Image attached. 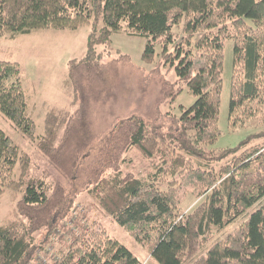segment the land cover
<instances>
[{"label":"trees","instance_id":"obj_1","mask_svg":"<svg viewBox=\"0 0 264 264\" xmlns=\"http://www.w3.org/2000/svg\"><path fill=\"white\" fill-rule=\"evenodd\" d=\"M86 25H93L87 51L69 60L64 80L66 91L78 102L75 112L61 117L52 110L45 132L38 135L21 64L11 60H0V112L18 130L38 138L40 150L65 177L78 181L75 174L80 170L83 180L86 176L84 186L101 210L121 226L132 227L136 240L152 243V256L158 262L183 264L198 255L216 231H224L264 199V143H253L264 137V131L238 146L221 149L219 155L200 150L220 136L227 40L234 41L230 124L234 126L232 119L251 110L246 103L264 97V0H0V37L15 40L39 30H77ZM176 29L181 31L178 41ZM121 31L148 39L142 55L147 63L154 61L160 42L168 72L174 69L177 76L176 83L163 77L156 84L160 102L175 97L182 90L176 86L181 81L197 99L182 110L175 131L146 121L137 109L94 146L99 135L91 121L92 103L98 105L113 96L122 81L120 64L128 61V55L121 54L104 62L96 49ZM139 88L141 111L148 99L146 80ZM97 147L98 156L85 164L86 153ZM132 149L150 159L170 156L167 170L172 178L165 188L120 171L124 155ZM177 150L198 160L212 156L228 162L209 168ZM30 163V155L0 126V197L8 190L22 192L18 212L27 220L7 218L0 223V264H25L35 233L58 226L74 203L63 183L50 187L40 177L25 180ZM18 164L21 177L16 179ZM108 170L114 174L107 176ZM184 180L202 196L187 213L180 209L189 191L182 185ZM51 264L146 263L95 221ZM193 264H264V203Z\"/></svg>","mask_w":264,"mask_h":264},{"label":"rangeland","instance_id":"obj_2","mask_svg":"<svg viewBox=\"0 0 264 264\" xmlns=\"http://www.w3.org/2000/svg\"><path fill=\"white\" fill-rule=\"evenodd\" d=\"M97 25L100 27L101 23L98 22ZM92 26L86 25L77 30H39L33 34L19 35L15 40L11 39L9 35L0 37V60L18 61L21 64L22 82L29 98L30 112L38 124V135L45 132L46 121L52 110L64 117L73 114L79 106L72 93L66 91L64 80L68 74L69 60L81 58L85 55ZM175 32L178 35L176 39L178 41L181 31L176 29ZM147 40L145 37L132 36L121 31L114 32L109 42L97 45L96 52L103 56L102 61L106 62L119 58L121 54L128 55V61L120 64L122 81L113 96L108 98V101L101 102V104L92 103L91 121L93 129L99 135V139L94 143V146H97V143L99 144L103 138L109 135L121 120L135 113L137 109L138 116L144 117L146 121L163 125L168 131H175L179 125L182 110L196 101L195 95L182 81L176 85L178 88L182 87V90L175 97H169L167 101H159L160 88L158 91L155 90L156 84L163 77L176 83L177 76L174 69L168 72L169 65H166L162 58L160 42L156 43V56L152 63H147L142 59ZM171 48H174V43ZM233 56L234 41L227 40L218 121L220 136L214 144L202 146L200 149L202 154L212 152L219 155L218 152L221 149L238 146L249 136L264 131V124H262L264 119V97L261 100L246 103L245 105L252 106L251 110L245 116L242 115V117L232 119L235 123L234 126L230 124ZM144 80H146L148 86V99L147 104L139 111L138 107L142 98L139 83L142 85ZM239 112L237 115H239ZM0 126L24 153L30 155L31 163L25 180L30 177H40L50 187H53L57 182L63 183L67 191L74 197V203L69 209L70 213L60 220L58 226L44 228L35 233L33 250L30 252L25 264H51L56 257H60L63 252H66L79 232L91 227L95 221L102 223L113 238L118 239L130 248L142 262L161 264L152 256V243H142L136 240L132 227L121 226L101 210L97 199L88 193L89 190L84 186L86 176L83 180L80 170L75 174L78 181H72V178L65 177L40 150L38 138L29 137L18 130L14 123L1 112ZM63 128L64 126L60 129V136ZM260 142L264 143V137L258 141H253V143ZM250 145L253 144L250 142ZM98 147L94 151L91 150L86 153L88 156L85 164L98 156L95 154ZM177 152L183 153L180 150H177ZM183 154L186 158L214 169H218L220 165L228 162L227 158L214 157L210 159L212 156H209V158L205 157L203 160H198L185 153ZM124 160L120 166V171L124 174L130 173L146 181L154 180L162 188H165L166 181L172 178L167 170L170 165V156L164 157L159 154L150 159L139 150L132 149L124 155ZM113 174V170L106 171L107 176ZM14 177L16 179L21 177L20 164L15 168ZM182 185L189 188L180 207L182 211L187 213L199 203L202 196H198L197 191L187 180L182 181ZM90 187L91 185L88 188L90 189ZM21 195L22 192L18 195L13 190H8L0 197V223H4L7 218L27 222L26 218L18 212L17 202ZM263 203L264 199L224 231H216L201 248L198 255L187 259L183 264H193L196 257L205 253L215 242L222 240L227 232L245 222L249 214ZM67 206L64 205V208ZM64 210H62L61 215L58 212V221Z\"/></svg>","mask_w":264,"mask_h":264}]
</instances>
